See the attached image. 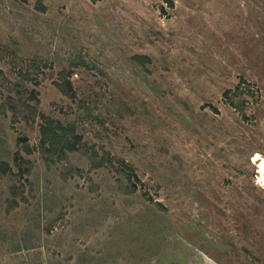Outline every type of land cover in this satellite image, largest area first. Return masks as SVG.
<instances>
[{"label":"rangeland","instance_id":"obj_1","mask_svg":"<svg viewBox=\"0 0 264 264\" xmlns=\"http://www.w3.org/2000/svg\"><path fill=\"white\" fill-rule=\"evenodd\" d=\"M259 155L264 0H0V264H264Z\"/></svg>","mask_w":264,"mask_h":264},{"label":"trees","instance_id":"obj_2","mask_svg":"<svg viewBox=\"0 0 264 264\" xmlns=\"http://www.w3.org/2000/svg\"><path fill=\"white\" fill-rule=\"evenodd\" d=\"M134 58L137 59L138 61L142 62V63H147L149 61V58L147 56L135 55ZM20 73H21L22 79H24V80L36 79L35 77L32 76L30 69L27 70L26 72L21 71ZM63 74L64 73H62V76H61L62 81L57 82L58 87L68 97L72 98L73 100H78L77 90L73 86L70 78H68L67 75H63ZM35 81L38 83L37 80H35ZM18 83H16L14 86H16ZM30 98L38 101V96H37L36 90L31 91ZM80 102L82 103V100H80ZM6 104L12 105L13 101H11L10 98H9V100L6 99V101L3 105L5 106ZM82 105L83 104H81V106ZM53 124H54V122L51 120H49L48 124H46V123L42 124V126H41V141H40L41 146L46 147L45 149H49L54 153L55 152L61 153L63 151H64V153H67L68 151L75 150L77 147L76 141L69 138V134L74 133L73 125L71 123H67V124L60 123V124H58L59 129H57L56 126H54ZM76 137H78V136H76ZM108 159L111 161L114 158H111V159L107 158V160ZM104 163L102 161V162H99L98 165L102 166V165H104ZM122 164H123L124 168L128 169V171L125 170L127 173L126 177H127L128 181L133 185L134 191H136V184H134L133 181L131 180V177L133 175H135V172H133V167L130 166L126 162H122Z\"/></svg>","mask_w":264,"mask_h":264},{"label":"bare ground","instance_id":"obj_3","mask_svg":"<svg viewBox=\"0 0 264 264\" xmlns=\"http://www.w3.org/2000/svg\"><path fill=\"white\" fill-rule=\"evenodd\" d=\"M255 161L258 162V166H259L260 170L263 172V177H264V158L261 157V155H259V156L255 159Z\"/></svg>","mask_w":264,"mask_h":264}]
</instances>
